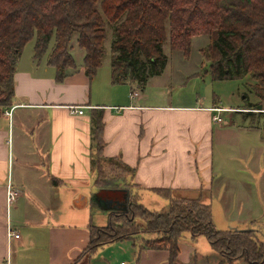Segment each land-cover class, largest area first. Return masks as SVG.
<instances>
[{
    "label": "crops",
    "instance_id": "crops-1",
    "mask_svg": "<svg viewBox=\"0 0 264 264\" xmlns=\"http://www.w3.org/2000/svg\"><path fill=\"white\" fill-rule=\"evenodd\" d=\"M25 51L17 64L11 106L0 114V264H81L82 257L83 264H159L150 259L155 249L143 248L149 233L86 252L91 226L106 225L116 211L103 210L90 200L97 191L91 163L93 108L103 112L104 155L120 156L136 168L132 192L147 207L146 198L162 208L170 201L155 188L171 189L173 194L211 190L216 172L220 173L214 170L218 148L230 149V162L225 163L239 173L246 169L238 161L251 166L250 155L233 154L237 132L213 121L211 108L219 104L152 106L143 102V90L137 102L115 103L112 96L99 97L107 82L98 79V73L86 74L83 56L75 58L77 67L58 81L54 66L34 58V43L30 54ZM73 107H83L84 113ZM243 127H237L239 132ZM245 183L250 191L246 181L241 187ZM9 185L20 191L12 204ZM9 228L19 237L10 236ZM111 249L113 255L106 257Z\"/></svg>",
    "mask_w": 264,
    "mask_h": 264
},
{
    "label": "trees",
    "instance_id": "trees-1",
    "mask_svg": "<svg viewBox=\"0 0 264 264\" xmlns=\"http://www.w3.org/2000/svg\"><path fill=\"white\" fill-rule=\"evenodd\" d=\"M109 33L112 84L128 82L143 89L150 77L162 74L167 65L163 48L167 39L172 49L188 55L192 38L208 34L210 42L203 54L212 78L249 75L255 80L252 92L258 98L257 103L249 105L261 104L264 109V0H0V114L11 106L17 64L29 41L34 39V58L46 59L55 67L57 80L62 81L70 68L77 67L72 39L76 37L84 51L85 72L93 77L102 65ZM91 124V163L97 171L93 205L99 207L101 200L125 201V188L131 195L129 204L113 211L106 225L91 226L86 252L116 240L152 233L154 237L145 239L143 248H167L174 262L180 251L179 238L188 232L192 239L205 235L212 248L229 262L264 264L260 231L217 229L204 189L197 196H178L171 189L155 188L170 199L168 205L151 210L142 204L139 195L132 192L136 168L120 156L104 155L101 110L92 109ZM104 161L119 163V168L130 176L122 172L120 181L99 177V165Z\"/></svg>",
    "mask_w": 264,
    "mask_h": 264
},
{
    "label": "rangeland",
    "instance_id": "rangeland-1",
    "mask_svg": "<svg viewBox=\"0 0 264 264\" xmlns=\"http://www.w3.org/2000/svg\"><path fill=\"white\" fill-rule=\"evenodd\" d=\"M111 39L112 35L109 33L105 40L106 54L97 74L98 79L107 82L100 88L99 97L112 96L115 103H123L124 100L137 102V97L141 95L143 90L146 96L143 102L152 106H195L196 104L199 107H206L219 104V106L214 105L213 108L220 107L223 110L213 109V121L216 126L221 124L224 125L223 129H233L237 132L235 138L238 143L233 154L241 155L244 153L250 155L252 162L249 167L243 166L238 161L236 164L240 165L241 169H246V172L239 173L236 166L234 168L232 165L225 163L226 161L230 162L228 160L230 149H216L214 170L216 169L220 173L215 170L216 174L212 189L205 190L204 193L205 198H207L205 202L212 205L213 219L217 229L251 228L264 231V191H262V189L264 190V109H259L258 106L250 107L249 105V103L258 102L257 96L252 92L255 80L249 75L241 78L214 80L209 72V63L205 61L203 54L204 47L210 42V36L202 34L192 38L188 55H184L181 50L172 49L169 39H167L163 44L164 51L168 56L167 65L162 74L151 76L143 89L136 84L134 85L137 88L134 85H129L128 82L112 84L110 80ZM33 43L34 39L25 46L26 55L32 51ZM71 43L75 58H82L84 51L77 45L76 37L72 39ZM231 106L241 108H228ZM236 110L240 111L236 112ZM215 115L220 116L222 120L215 121ZM238 126L245 127L241 128L239 132ZM231 138L234 139V137ZM222 166H224V170H222ZM99 171V177H114L118 178L117 181H120L119 176L122 175L120 173H126L127 176L131 174L122 171L119 168V163L116 162L111 164L104 161L99 165ZM238 178L241 179V182L238 181ZM243 181L249 183L251 192L249 188L245 187L248 184L245 183L244 188L241 187ZM194 191L185 190L174 193L178 196H196L201 193V189ZM113 201L117 202L116 200ZM143 201L151 210L162 209L163 205H157L148 198ZM120 202L124 203L123 201ZM113 219L117 220L116 217H113ZM95 220L99 219L96 217ZM138 222L142 225L145 224L140 219H138ZM149 234L154 237V234ZM261 235L260 233L259 237L264 240V236ZM178 242L180 251L176 261H170V252L167 248V251L163 248L155 249L150 259L157 260L159 264H243L244 262V260L229 262L222 258L212 248L205 235H199L196 239H192L190 233L186 232L179 238ZM104 255L106 257L113 255L112 249L105 252ZM82 259L83 257L78 260L81 264L85 263V261L82 262Z\"/></svg>",
    "mask_w": 264,
    "mask_h": 264
},
{
    "label": "built area",
    "instance_id": "built-area-1",
    "mask_svg": "<svg viewBox=\"0 0 264 264\" xmlns=\"http://www.w3.org/2000/svg\"><path fill=\"white\" fill-rule=\"evenodd\" d=\"M134 96V95H133ZM73 109H75V111H77L79 114H83L84 113V109L83 107H73ZM216 109V110H223V108L220 107H215V108H211ZM5 113L7 115H11L12 110H6ZM222 118L220 116L215 115V121H221ZM19 189L15 188L13 185H9L8 187V202L9 204H12L19 196ZM9 235H14L15 237H19V233L14 231L12 228H9ZM122 264H125L124 262Z\"/></svg>",
    "mask_w": 264,
    "mask_h": 264
},
{
    "label": "water",
    "instance_id": "water-1",
    "mask_svg": "<svg viewBox=\"0 0 264 264\" xmlns=\"http://www.w3.org/2000/svg\"><path fill=\"white\" fill-rule=\"evenodd\" d=\"M258 108L259 109H262V105L260 104V105H258ZM125 190H126V192H127V195H126V197H125V201L124 202H126V204H124V207H126L128 204H129V199H130V195H131V191H130V189L129 188H125ZM93 195L94 194H91V197H90V200H91V204H93L94 202H93ZM114 201L113 200H111V199H109V200H101V201H99L98 202V205H99V207L101 208V209H103V210H107V209H118L119 210V208H118V206L119 205H123V203L122 202H120V201H117L116 203H115V206H112V203H113ZM126 205V206H125ZM123 209V208H122ZM248 229H250V228H248Z\"/></svg>",
    "mask_w": 264,
    "mask_h": 264
},
{
    "label": "flooded vegetation",
    "instance_id": "flooded-vegetation-1",
    "mask_svg": "<svg viewBox=\"0 0 264 264\" xmlns=\"http://www.w3.org/2000/svg\"><path fill=\"white\" fill-rule=\"evenodd\" d=\"M124 202V201H123ZM124 204H126V202L123 203V205H119L118 208L119 210H121L122 208H124ZM112 206H115V203H112ZM126 206V205H125Z\"/></svg>",
    "mask_w": 264,
    "mask_h": 264
}]
</instances>
